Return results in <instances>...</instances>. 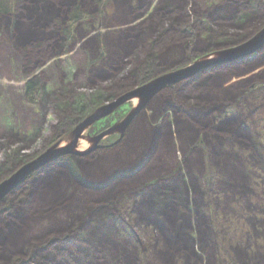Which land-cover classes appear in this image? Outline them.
<instances>
[{
	"label": "trees",
	"instance_id": "16d2710c",
	"mask_svg": "<svg viewBox=\"0 0 264 264\" xmlns=\"http://www.w3.org/2000/svg\"><path fill=\"white\" fill-rule=\"evenodd\" d=\"M120 1L123 3V7ZM163 1H160L156 11L149 18L142 20L139 25L128 26L122 36L112 39L110 43L108 40L103 42L102 38L106 37L103 34L88 42L92 52L100 54L99 59L102 60L99 67L93 69L95 74L91 81V92H77L70 88L68 91L60 89L52 95H48L45 91V80L42 74L36 73L26 78L23 87L26 102L39 106L42 101H45L51 108H54L61 118L54 127L55 133L50 143L63 138L64 130L70 128L71 125L74 127L83 116L96 106L143 83L157 69L171 67L176 64L175 61L178 59L186 58L185 54L192 44V47L197 51H201L207 46H217L216 48H218L225 41L221 43L220 41L223 40L221 38H225L230 32L229 36H232L239 27L243 29L244 24H247L246 32L239 37L241 40H243L242 38L246 40L253 34L250 31L257 27L254 25L256 22H253L254 17L259 12L264 14V8L260 11L255 7L259 1L264 3V0H225L222 4L203 13L202 16L207 20L204 27H201L202 24H200L203 19L199 20L198 17L201 34L197 30L190 31V28L188 31V28H182L178 24L184 20L186 13V17L189 16L187 1H184L185 7L183 8L178 6L175 8L171 0H168V5L165 8ZM110 3L111 0H0V20L7 22L10 26L14 25L15 39L28 52L31 64L35 62L34 65H36L37 60H42L48 53L59 50L64 42L65 45H68L75 41L81 27L88 26L96 12L98 16L103 15L106 12V6ZM129 3V0H118L120 8L127 9V14L134 10L133 17H141L142 10L131 9ZM162 6L164 8L159 12ZM232 8H236L234 18L228 14V9ZM128 9L131 12H128ZM132 15L124 18L122 22H127L132 18ZM227 28H233V30ZM195 32L198 35L194 34ZM212 38L218 39L221 44L215 45L217 44L215 42L213 45ZM260 52L262 56L259 58L251 60L247 56L245 58L247 61H235L236 63L233 61L234 64L214 67L200 74L201 78L197 76L169 86L154 98L151 108L156 110L161 121L158 122L155 119L150 122L147 117L143 116L144 114L140 115L133 121L127 138V146L131 152L145 149L146 152L154 153V161L149 166L157 170L151 169L149 173L174 166L175 163L172 162L174 150L170 146V140L173 138L172 126L176 124L177 132L186 140V144L190 143V146L196 135L200 132L203 133L207 144L214 146L210 151L213 152L221 172H226L235 186L238 181L245 180L243 159L235 156L239 155L235 152L234 146L236 143L241 147L250 145V132L246 124L243 125L242 120L238 121L237 116L222 117L223 104L213 98L215 96L218 98L222 92L231 94L237 90L235 86L238 82H248L255 77H264V49ZM35 55L38 56L36 60H34ZM158 60L161 62L160 67L157 65ZM233 86L234 88H232ZM211 104L214 106H210ZM213 107L219 111L218 116H214L211 112L210 109ZM169 110L173 112L171 113L174 117L173 123L169 120L171 115ZM86 111L88 112L86 113ZM70 129L72 130V127ZM118 138L119 135L116 134L112 143L106 147H115L119 143V141L117 142ZM32 139L10 133L7 137L0 139V143L6 141L25 142ZM202 142L200 140L197 145L203 146L204 153L209 157V150ZM3 147L4 155H6L4 161H6L10 157L9 155H13L15 152L11 145ZM99 150L84 156L70 154L63 156L64 165L47 172L36 171L2 200L0 203V264H105V251L99 253L95 245L90 248L78 247L82 246L80 240L74 241V238L71 240L69 231L61 233L62 224H57L58 228L55 233H60L58 234L60 236L51 235L45 240L23 238L24 229L31 225L26 224L28 217L38 215L40 208L45 210V214L52 215L57 206L70 201L71 196L67 190L76 181L71 167V164L74 163L73 159L77 160V163H80L84 169L86 162L90 161L89 159H94ZM21 154H19L18 165L35 157V155L32 156L33 154H22L24 158L20 159ZM122 160V157L117 154L116 162L122 163ZM185 163L190 176L186 178L179 170L168 178L157 180V184L150 185L142 199L139 202L137 200L136 206L140 212L138 218L141 221L138 224L147 220L153 222L172 244V250H185L188 252L189 258L195 256V264H198L202 260V256L195 252L194 238L190 229L192 225L191 222L189 223L192 214H195V223L198 226L197 232L200 239L198 247L208 253V264H215L213 253L211 255V252L215 251V247L211 246V233L208 230L209 218L204 212V194L200 189L202 172L197 177L194 176V164L197 162L186 158ZM94 164L96 170L106 171L107 167L102 159ZM3 167L0 166V169ZM196 168L200 171L198 163ZM12 169L13 167L8 168L0 177V181L9 175ZM87 172L91 176V173ZM146 175L147 173L143 172L132 181L136 182ZM161 180L163 181L158 182ZM207 181L208 179H206V183ZM131 184L122 182L119 186H130ZM100 185L99 183L94 184L96 188L99 187L97 189H101ZM117 185L102 189L104 192L102 195L107 203H110L108 199L119 187ZM191 199L193 205L190 203ZM32 202L35 203L34 207ZM107 203L106 205H103L102 202L94 204L90 209V214L94 216L95 220L90 219L86 224H98L104 211L108 212L106 218L111 219L112 204ZM26 205L31 207L28 213ZM71 206L72 202L69 203L68 208ZM31 209L33 210L31 211ZM73 219L74 217H70L66 220L69 222L68 225L73 223ZM84 219L86 217L80 218L81 221ZM75 221L78 220L75 219ZM96 229L97 227L93 226L87 228L88 235L93 239L96 236ZM81 231L80 229L75 232L82 233ZM73 241L77 243V246ZM112 250L115 252L117 248ZM130 253L128 250L122 253L117 252L116 255L119 256L121 264H136L134 254L129 256ZM78 254H81V259L76 258ZM257 264H264V261H257Z\"/></svg>",
	"mask_w": 264,
	"mask_h": 264
},
{
	"label": "rangeland",
	"instance_id": "374dc122",
	"mask_svg": "<svg viewBox=\"0 0 264 264\" xmlns=\"http://www.w3.org/2000/svg\"><path fill=\"white\" fill-rule=\"evenodd\" d=\"M129 1L131 9L139 8L142 10L141 17H133L132 12L134 10L131 12L128 9V12L131 13L127 14V9L120 8L118 0H111V3L106 6V12L103 15L98 16L96 12L89 25L81 27V31L75 41L68 45L66 44L67 46L64 42L59 50L48 53L42 60H37L38 63L36 65H34L35 62L31 64L28 59V52L15 39L14 25L10 26L7 22L0 20V139L7 137L10 133L33 138L25 142L6 141L0 143V166H4L0 169V177L8 168L13 167L10 171L11 174L18 167L31 160L29 159L18 165L19 154H33L32 156L35 155L36 157L45 151L47 147L55 143L50 142L54 137V127L61 118L54 108H51L45 101H42L39 106L26 102L23 95L26 78L36 73L42 74L45 80V91L48 95H52L60 89L68 91L70 88L75 89L77 92H91V81L93 74H95L93 69L98 68L102 60L99 59L100 54L92 52L88 42L96 39V36L98 37L103 34L104 36L106 35V37L102 38L103 42L108 40L110 43L112 39L122 36L128 26L139 25L142 20L149 18L156 11L161 0ZM184 1H187L189 16L186 17V13L184 20L178 24L182 28H188V31L190 28V31L197 30L198 33L202 34L199 28L204 27L207 23V20L202 16L203 13L222 4L225 0H171L175 8L176 6L185 7ZM163 2L166 8L169 1L164 0ZM121 5L123 7L122 2ZM255 7L261 11L264 8V3L259 1ZM163 8V6L160 7L159 12ZM235 10L236 8L228 9V14L232 18H234ZM174 11L175 9L172 12L174 13ZM131 15L132 18L127 20L129 23L122 22L124 18ZM198 17L199 20L203 19L202 23L200 21L201 27H199ZM253 22H256L254 25L257 27L255 26L256 28L250 32L254 34L255 31L257 32L264 25V14L259 12L254 17ZM261 23L263 24L261 25ZM246 25L242 26L243 29L239 27L238 31L233 32L232 36H229L230 32L228 36L221 38L223 39L220 41L221 43L224 40L226 41L222 44L220 43L221 45L218 39L212 38V41H214L212 42L213 45L215 42H217L215 45H220L218 48H216L217 46H207V48L197 51L192 47V44L185 54L186 58L182 60L178 59L175 61L176 64L171 67L157 69L144 82L168 71L188 65V63L206 53L242 43L245 40L244 38L241 40L239 36L245 34ZM227 29L233 30V28ZM197 32L194 34L198 35ZM263 49L264 47L261 50ZM260 51L250 55L251 60L261 57L262 53ZM37 57L35 55L34 60ZM245 58L247 57L241 58L243 60H234V62L247 61ZM160 63L158 60V67H160ZM231 63L233 61L224 64L226 66ZM224 64L218 66L224 67ZM201 77L202 75L198 78ZM235 88L237 90H234L231 94L222 92L218 95V98L215 96L213 99L223 104V111H220L222 117L226 115L237 116L238 121L241 122L242 120L244 122L243 125L246 124L250 132V145L241 147L236 143L234 146L235 152L239 155L235 156L243 159L245 180L238 181L235 186L231 182L229 175L224 171L221 172L220 166H218L212 154L213 152L210 151L213 145L207 144L203 133H198L195 139L191 141L192 144L190 146V143L188 144L187 142L186 144V140L177 132L176 124L172 126L173 138L170 140V146L174 150L172 154L174 166L163 168L159 172L149 173L151 169H156L149 166L154 161V153L146 152L145 149L131 152L127 146V138L129 137L128 134L132 123L125 132L124 138L115 147L106 146L112 143L117 133L103 138L100 144L104 145L89 152L92 153L100 149L94 159H89L90 161L86 162L84 169L80 163H77V160L73 159L74 163L71 164V167L72 172L76 176V181L67 190L69 196H71L70 201L57 206L54 209L55 213L52 215L45 214V210L40 208L38 215L28 217L26 224L31 225L24 229L23 238L26 240L34 238L45 240L48 236H57L60 234H55L58 228L57 224H62L63 226L60 227L61 233L69 231L71 240L73 238L74 241L80 240L79 242L82 246L78 247L90 248L95 245L99 253L105 251V264H121L120 258L116 254L118 251L122 253L125 250L131 252L128 254L129 256L134 254L136 264H195V256L189 258L187 256L188 252L185 250H172V244L168 242L165 234L162 230H158L153 222L147 220L146 222H142V224H138L141 221H139L140 212L136 206L137 200L139 202L143 194L148 191L147 188L150 185H156L157 180L168 178L179 170L182 171L186 178L190 176L185 163L186 158H189L190 161L194 160L200 165L199 171L196 168L197 163L194 164V176L197 177L202 172V186L200 189L204 194V212L209 218L208 230L211 233V246L215 247V251L211 252V255L213 253L215 264H244L245 262H248L247 264H257V261H264V77H255L248 82H238ZM152 101L146 105L135 119L144 114L143 116L147 117V120L150 122L155 119L158 122L161 121V117L156 114V110L154 111V108H151L153 105ZM137 103L138 100L133 99L121 105L113 113L96 121L85 134L88 136L100 134L126 116ZM98 106L92 110L90 109L89 113L94 111ZM210 106H214V104ZM210 110L214 116H218L219 111L215 107ZM168 112L170 114L173 113L170 110ZM89 113L86 115L82 114L85 116H80L82 117L81 120ZM152 115L154 116L153 118ZM173 119L174 117L171 114L169 120L172 123L174 122ZM71 127L72 129L74 128L72 125ZM70 128H65L66 130L63 131L65 137L72 131ZM87 139L88 137L81 139L79 143L80 149L89 147L90 143ZM200 140L206 144L209 150V157L204 153L203 146L199 147L197 145ZM10 145L15 153L9 155L10 157L4 161L6 155H4L5 149L3 146L9 147ZM117 154L122 157V163L116 162ZM23 158V155L20 156V159ZM101 159L105 162V167H107L104 172L95 169L94 163ZM62 164L64 165L65 161H62L61 157L39 170L47 172L51 169L59 168ZM86 170L91 173V176L87 174ZM143 172L147 173L145 177L140 178L136 182L132 181ZM205 173L206 176L204 177ZM207 175H209L208 178ZM7 176L3 177V179ZM206 179H208L207 183ZM122 182H130L132 184L130 186H119ZM95 183L101 184V189H97L99 187L96 188L94 186ZM114 184H118L117 186L119 187L114 190V193L108 199L110 203H107V200L102 195L104 193L102 189L110 188ZM70 202H72V206L68 208ZM97 202H102L103 205H106V203L112 204V218H106L108 212L104 211L98 224H86L90 219L95 220L94 216L90 214V209ZM190 203L193 205L192 199ZM32 206L34 207L35 203L32 202ZM44 206L46 207L47 204ZM25 208L27 213L30 212L31 207L26 205ZM70 217H74V219L73 223L68 225L69 222L66 220ZM83 217H86V219L81 221L80 218ZM75 219L78 221H75ZM190 222L195 252L202 256V260L198 264H208V253L198 247L200 246V239L197 232L198 226L195 223V214H192ZM90 226L97 227L94 239L87 232V228ZM80 229L83 234L77 233ZM114 248H117V251L114 252L112 250ZM76 258L81 259V254L76 255Z\"/></svg>",
	"mask_w": 264,
	"mask_h": 264
},
{
	"label": "water",
	"instance_id": "95a60500",
	"mask_svg": "<svg viewBox=\"0 0 264 264\" xmlns=\"http://www.w3.org/2000/svg\"><path fill=\"white\" fill-rule=\"evenodd\" d=\"M264 47V25L249 39L240 44L219 49L218 51L206 53L193 60L188 65L158 75L142 84L137 85L128 91L123 92L116 98L99 105L94 111L82 119L72 131L65 137L56 141L46 148L40 155L27 161L25 164L14 170L9 176L0 181V203L2 200L21 185L28 176L39 169L48 166L63 156L69 154L85 155L90 151L103 146L100 141L109 135L117 133L120 141L128 127L133 123L138 114L152 101L159 93L169 86H173L187 79L194 78L218 65L238 60L257 53ZM137 99L138 103L110 128L100 134L88 136L85 132L99 119L113 113L121 105ZM88 137L89 147L80 149L81 139ZM66 138V140H65ZM65 140V141H64Z\"/></svg>",
	"mask_w": 264,
	"mask_h": 264
},
{
	"label": "bare ground",
	"instance_id": "6f19581e",
	"mask_svg": "<svg viewBox=\"0 0 264 264\" xmlns=\"http://www.w3.org/2000/svg\"><path fill=\"white\" fill-rule=\"evenodd\" d=\"M88 140V139H87Z\"/></svg>",
	"mask_w": 264,
	"mask_h": 264
}]
</instances>
